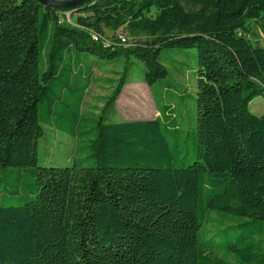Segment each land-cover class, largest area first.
<instances>
[{
    "label": "trees",
    "instance_id": "16d2710c",
    "mask_svg": "<svg viewBox=\"0 0 264 264\" xmlns=\"http://www.w3.org/2000/svg\"><path fill=\"white\" fill-rule=\"evenodd\" d=\"M251 22L264 30V0H0V264H264V112L249 109L264 46ZM164 47L196 49L191 133L172 103L114 119L128 64L82 112L90 55L135 57L151 86L168 73ZM44 126L84 140L85 155L39 165Z\"/></svg>",
    "mask_w": 264,
    "mask_h": 264
},
{
    "label": "rangeland",
    "instance_id": "374dc122",
    "mask_svg": "<svg viewBox=\"0 0 264 264\" xmlns=\"http://www.w3.org/2000/svg\"><path fill=\"white\" fill-rule=\"evenodd\" d=\"M230 20L223 19V23ZM250 39L264 46V30L256 22L249 23ZM126 35L128 42L131 37ZM95 62L93 81L85 93L82 112L90 114L104 101L102 95H108L113 87L104 79L115 78L124 65L131 67L127 73L128 83L122 87L116 99L113 111L114 119H152L158 116L157 105L170 104L176 106L184 129L191 133L195 129L196 106L194 92L196 90V70L198 68L195 48L164 47L160 51V60L167 67L166 77L148 86L143 80L144 64L133 56L120 55L112 61L89 56ZM249 109L255 115L264 112V96H258L249 103ZM84 140L44 126V134L38 140V164L45 166L69 165L74 157L84 156L81 146ZM190 154V152H189Z\"/></svg>",
    "mask_w": 264,
    "mask_h": 264
},
{
    "label": "water",
    "instance_id": "95a60500",
    "mask_svg": "<svg viewBox=\"0 0 264 264\" xmlns=\"http://www.w3.org/2000/svg\"><path fill=\"white\" fill-rule=\"evenodd\" d=\"M43 4L52 3L55 6L61 7H74L76 5H80L82 3L88 2L89 0H37Z\"/></svg>",
    "mask_w": 264,
    "mask_h": 264
},
{
    "label": "built area",
    "instance_id": "2783aa9c",
    "mask_svg": "<svg viewBox=\"0 0 264 264\" xmlns=\"http://www.w3.org/2000/svg\"><path fill=\"white\" fill-rule=\"evenodd\" d=\"M93 38L94 39H97L98 36L96 34L93 33ZM114 38L119 41L120 43H123V44H128V40H127V37L126 35L122 32V30H118L115 35H114ZM108 39V38H107ZM106 40V39H105ZM107 41V40H106Z\"/></svg>",
    "mask_w": 264,
    "mask_h": 264
}]
</instances>
